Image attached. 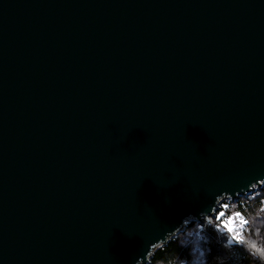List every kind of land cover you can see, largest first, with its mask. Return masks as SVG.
<instances>
[{
	"label": "water",
	"instance_id": "water-1",
	"mask_svg": "<svg viewBox=\"0 0 264 264\" xmlns=\"http://www.w3.org/2000/svg\"><path fill=\"white\" fill-rule=\"evenodd\" d=\"M257 180L264 0H0V264H148Z\"/></svg>",
	"mask_w": 264,
	"mask_h": 264
},
{
	"label": "clouds",
	"instance_id": "clouds-1",
	"mask_svg": "<svg viewBox=\"0 0 264 264\" xmlns=\"http://www.w3.org/2000/svg\"><path fill=\"white\" fill-rule=\"evenodd\" d=\"M252 190L255 197L245 193L241 203L212 190L206 208L182 218L174 230L165 229L163 238L175 244L167 264H264V181L251 183Z\"/></svg>",
	"mask_w": 264,
	"mask_h": 264
},
{
	"label": "trees",
	"instance_id": "trees-1",
	"mask_svg": "<svg viewBox=\"0 0 264 264\" xmlns=\"http://www.w3.org/2000/svg\"><path fill=\"white\" fill-rule=\"evenodd\" d=\"M247 197H255V195L252 194V195H249ZM247 197H244V198H242L238 201H234V202L241 203L243 201V199H246ZM174 250H175V244L172 242H168L165 246L160 247L158 250H156L154 252V254L152 255V258L150 259L148 264H167V258L171 254L174 253Z\"/></svg>",
	"mask_w": 264,
	"mask_h": 264
},
{
	"label": "rangeland",
	"instance_id": "rangeland-1",
	"mask_svg": "<svg viewBox=\"0 0 264 264\" xmlns=\"http://www.w3.org/2000/svg\"><path fill=\"white\" fill-rule=\"evenodd\" d=\"M253 194L255 195V192H254ZM243 198H244V197H243ZM240 199H242V198H239L238 200H240ZM238 200H237V201H238Z\"/></svg>",
	"mask_w": 264,
	"mask_h": 264
}]
</instances>
